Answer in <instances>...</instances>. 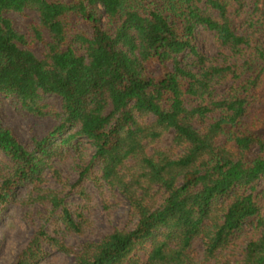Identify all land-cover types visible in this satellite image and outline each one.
Masks as SVG:
<instances>
[{"label":"trees","instance_id":"obj_1","mask_svg":"<svg viewBox=\"0 0 264 264\" xmlns=\"http://www.w3.org/2000/svg\"><path fill=\"white\" fill-rule=\"evenodd\" d=\"M26 8L39 13L43 56L8 15ZM200 27L215 53L200 47ZM263 87L264 0H0V217L22 187L48 206L12 264H38L49 247L76 264H264ZM1 96L54 125L26 144ZM85 140L95 151L80 153L68 184L57 160ZM49 172L68 193L44 188ZM91 180L121 192L135 223L76 250L47 226L56 216L84 232L68 198H87ZM244 234L233 261L225 252Z\"/></svg>","mask_w":264,"mask_h":264},{"label":"rangeland","instance_id":"obj_2","mask_svg":"<svg viewBox=\"0 0 264 264\" xmlns=\"http://www.w3.org/2000/svg\"><path fill=\"white\" fill-rule=\"evenodd\" d=\"M8 15L13 17L18 29L27 34L31 41V46L39 56H43L45 45L39 38L35 37L34 25H40V16L36 9L26 8L23 12L10 11ZM44 34L50 39L48 29L44 28ZM198 43L201 48L210 53H215L217 47L214 42V32L200 27L198 32ZM222 91L225 86H222ZM2 98V118L5 124L13 126L20 134L23 141L31 145L32 134L35 132L39 136L45 135L54 125L53 116L40 117L36 115H28L26 111L18 108L11 99ZM45 99L52 104L61 105V96L48 95ZM259 105L263 107L264 113V87L262 88V97ZM173 133L168 134L162 145H170ZM83 152L71 150L65 159L58 158L57 165L62 170L64 181L72 184L78 178V162H81V154L88 160L95 149L85 140L81 145ZM48 180L43 184L46 189L63 190V195L68 193L69 186L59 182L49 172ZM88 197L84 198L77 193H73L68 199L71 207L74 209L76 217L84 219V232L78 233L66 228L62 222H56V216L50 218L48 222V230L53 234L63 238L68 243L75 245V249L79 250L80 245L88 239H97L101 236L113 231L115 228H132L135 221L131 218L130 202L119 191L110 190L108 186H100L92 180L86 182ZM31 187L20 188L21 196L13 200L7 208L1 213L0 217V264H12L24 248L27 241L33 235L35 229L45 222L43 214L48 213L47 205L32 201L37 190L30 199ZM79 214H82L80 216ZM249 238L246 234L237 240V244L233 249L226 251V256L236 261L242 254L243 249L247 245ZM50 254L42 259L38 264H76L77 257L75 253H66L51 248ZM193 250L198 258H202L204 254V245L202 240L196 239ZM204 264H219L216 260ZM222 264V263H220Z\"/></svg>","mask_w":264,"mask_h":264}]
</instances>
